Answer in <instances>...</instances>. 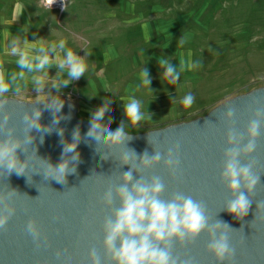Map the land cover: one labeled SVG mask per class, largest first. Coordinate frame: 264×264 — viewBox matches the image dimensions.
Instances as JSON below:
<instances>
[{
	"label": "rangeland",
	"instance_id": "obj_1",
	"mask_svg": "<svg viewBox=\"0 0 264 264\" xmlns=\"http://www.w3.org/2000/svg\"><path fill=\"white\" fill-rule=\"evenodd\" d=\"M59 1L61 7L48 8L45 0H0V15L12 10L16 22L45 45L65 39L86 62L84 76L59 93L49 85L39 95L29 77L19 93L4 97L71 98L79 104L78 115L88 120L108 107L103 123L116 129L124 121L123 104L134 95L151 118L128 131L143 132L204 115L264 86V0ZM189 52L198 67L183 71L175 82L162 76L158 58L176 65ZM144 69L149 85L140 76ZM56 73L57 68L49 69L50 76ZM188 93L195 99L185 108L181 100Z\"/></svg>",
	"mask_w": 264,
	"mask_h": 264
},
{
	"label": "water",
	"instance_id": "obj_2",
	"mask_svg": "<svg viewBox=\"0 0 264 264\" xmlns=\"http://www.w3.org/2000/svg\"><path fill=\"white\" fill-rule=\"evenodd\" d=\"M60 99L64 107L58 114L61 117L59 124H52V112L45 108L43 102L49 99H0L6 102L9 126H15L17 135H23L22 117L33 108L42 110L40 123L52 128L50 133L32 129L30 134L34 140L28 151L17 150L21 161L29 159L25 175L15 172L0 175V191L7 188L18 192L12 200L16 212L9 219L6 230H0V264H90L88 255L92 248H96L103 257L102 226L111 209L103 205L101 197L108 185L119 183L120 173L131 167L130 164L121 166L120 154L131 149L138 157L145 151L151 156L155 150L165 153L177 144L180 165L175 175L165 169L161 161L144 171V178L150 180L153 176H160L163 179L166 185L163 199L170 198L174 192H183L203 201L212 221L227 223L232 228L229 230L230 242L236 248L231 264H264V134L258 138L255 152L241 158L242 164L255 161L253 171L259 174L252 203L242 219L234 218L224 209L230 193L220 183L228 131L224 113L229 107L235 108V127L240 132L245 131L255 108L264 105V86L229 98L206 114L190 120L143 132H130L131 139L124 146L111 151L105 149L103 153L95 151L96 142L91 138L85 142L90 120L78 115L79 104L71 98ZM2 117L3 113H0V119ZM77 127L81 140L76 149L80 154L76 172L67 175L66 184L51 178L46 180V161L55 166L61 160L63 144L60 130L63 129L64 142L71 143ZM41 136L44 137L43 143ZM102 154L108 158L101 159ZM133 175L134 179H140V173ZM117 206L118 202L113 205ZM30 219H34L40 228L39 240H33L26 231ZM207 244L208 236L202 233L192 244L181 246L176 243L173 255L179 258L178 264L187 260L192 264H217L207 251Z\"/></svg>",
	"mask_w": 264,
	"mask_h": 264
},
{
	"label": "clouds",
	"instance_id": "obj_3",
	"mask_svg": "<svg viewBox=\"0 0 264 264\" xmlns=\"http://www.w3.org/2000/svg\"><path fill=\"white\" fill-rule=\"evenodd\" d=\"M56 0H45V5L51 8ZM44 39L21 43L17 37H12L10 47L16 57V69L7 75H0V97L10 92L19 93L30 77L34 90L39 95L45 92V87L56 89L59 93L73 81L84 76L87 65L83 57L77 55L66 47L65 39L48 45L42 43ZM184 39H179L183 45ZM159 66L164 70L162 76L172 82L179 79L185 70L191 71L198 67V62L192 59L189 52L187 58L181 56L176 65L168 60L158 58ZM57 68L55 77L49 75V69ZM142 81L150 84L147 69L140 74ZM90 83V81H89ZM48 102H43L45 108L50 109L53 115L52 124H59L58 115L64 107V102L50 93ZM194 96L186 94L181 103L189 108L194 103ZM42 102V101H39ZM6 102L0 101V175H25L29 159L21 161L17 150L28 151L34 137L30 134L32 129L37 132L50 133L51 126L40 123L42 110L33 108L25 112L23 120V135H17L15 126H9L10 117L5 112ZM108 107L97 109L90 117V127L85 134V142L89 138L96 142L95 151L103 153L105 149L111 151L120 148L131 139L128 127L136 125L146 118L141 110V102L134 95L127 97L123 104L124 121L111 131L103 123ZM235 108L229 107L224 113V121L228 125L226 133V149L223 154V167L220 174V183L226 186L230 198L224 209L236 219L247 215L252 203L255 186L259 184V174L253 171L255 161L242 164V157H249L257 147L258 138L264 134V105L255 108L246 130L240 132L236 129L233 117ZM67 118V117H64ZM63 150L61 160L57 165L46 161L44 178L54 179L61 184L67 183V175L76 172L79 163V152L76 150L80 143L79 127L73 133V142L63 140V129L60 130ZM44 137H40L43 143ZM128 149V148H127ZM123 151L119 156L121 166L130 164L128 171L120 173L119 183H110L101 197L106 208L111 209L110 215L103 221V250L104 255L98 253L96 248L89 251L90 264H178L179 258L173 255L176 243L181 246L192 244L202 234L208 236L207 251L214 257L217 264H231L236 254V248L231 244L227 223L212 221L207 213L206 205L183 192H174L168 199H163L166 185L160 176H153L146 180L142 173L163 161V166L173 175L179 168V144L169 148L167 152L154 151L149 155L147 151L138 157L134 150ZM72 153L71 156L68 154ZM103 154L101 159H107ZM71 164V167L69 166ZM134 173H140V179H134ZM16 190L0 191V230H6L9 219L15 214L16 208L12 200L17 195ZM118 202L117 207H113ZM242 229V228H241ZM26 231L33 240H39L40 228L34 219L26 225ZM179 264H192L191 260Z\"/></svg>",
	"mask_w": 264,
	"mask_h": 264
},
{
	"label": "crops",
	"instance_id": "obj_4",
	"mask_svg": "<svg viewBox=\"0 0 264 264\" xmlns=\"http://www.w3.org/2000/svg\"><path fill=\"white\" fill-rule=\"evenodd\" d=\"M9 10L10 9L7 10L6 16L0 15V75H7L9 72L16 69V65L14 63L16 57L12 54V48L9 44L12 37H17L21 43V46L25 39L28 41H31L32 39L36 40L35 38L31 37L29 32L27 33V30L20 26L21 21L16 22L14 16L12 15V10ZM15 26L17 30L15 29ZM11 95L14 96V94H9L6 96Z\"/></svg>",
	"mask_w": 264,
	"mask_h": 264
},
{
	"label": "built area",
	"instance_id": "obj_5",
	"mask_svg": "<svg viewBox=\"0 0 264 264\" xmlns=\"http://www.w3.org/2000/svg\"><path fill=\"white\" fill-rule=\"evenodd\" d=\"M55 4H56V6H57V7H61V6H62V3H61V1H59V0H58V1H56V3H55Z\"/></svg>",
	"mask_w": 264,
	"mask_h": 264
},
{
	"label": "bare ground",
	"instance_id": "obj_6",
	"mask_svg": "<svg viewBox=\"0 0 264 264\" xmlns=\"http://www.w3.org/2000/svg\"><path fill=\"white\" fill-rule=\"evenodd\" d=\"M56 1H58V0H56Z\"/></svg>",
	"mask_w": 264,
	"mask_h": 264
}]
</instances>
